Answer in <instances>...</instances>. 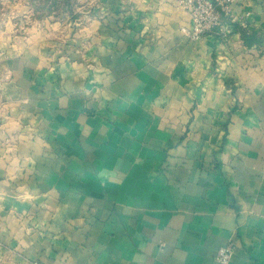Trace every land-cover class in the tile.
Listing matches in <instances>:
<instances>
[{"label":"crops","instance_id":"crops-1","mask_svg":"<svg viewBox=\"0 0 264 264\" xmlns=\"http://www.w3.org/2000/svg\"><path fill=\"white\" fill-rule=\"evenodd\" d=\"M90 5L0 39V264H264V0Z\"/></svg>","mask_w":264,"mask_h":264},{"label":"rangeland","instance_id":"rangeland-1","mask_svg":"<svg viewBox=\"0 0 264 264\" xmlns=\"http://www.w3.org/2000/svg\"><path fill=\"white\" fill-rule=\"evenodd\" d=\"M97 0H0V39L7 35L27 38L33 31L65 33L78 26ZM68 2V3H67ZM28 7V9H27ZM48 21L49 23H47ZM56 27L57 30H54ZM58 27V28H57ZM5 76L0 69V78Z\"/></svg>","mask_w":264,"mask_h":264},{"label":"built area","instance_id":"built-area-1","mask_svg":"<svg viewBox=\"0 0 264 264\" xmlns=\"http://www.w3.org/2000/svg\"><path fill=\"white\" fill-rule=\"evenodd\" d=\"M244 0H179L180 7L190 19L188 36L200 39L206 34L215 33L223 41L228 38L227 21L234 18L233 8ZM234 253L231 243L221 247L216 255L219 264H229Z\"/></svg>","mask_w":264,"mask_h":264},{"label":"trees","instance_id":"trees-1","mask_svg":"<svg viewBox=\"0 0 264 264\" xmlns=\"http://www.w3.org/2000/svg\"><path fill=\"white\" fill-rule=\"evenodd\" d=\"M67 1V0H64ZM68 3V2H67ZM246 43L249 45V40L245 38Z\"/></svg>","mask_w":264,"mask_h":264}]
</instances>
